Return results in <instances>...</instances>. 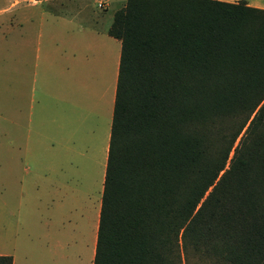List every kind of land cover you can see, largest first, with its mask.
Masks as SVG:
<instances>
[{
    "label": "trees",
    "instance_id": "1",
    "mask_svg": "<svg viewBox=\"0 0 264 264\" xmlns=\"http://www.w3.org/2000/svg\"><path fill=\"white\" fill-rule=\"evenodd\" d=\"M108 33L121 53L93 264H264V9L126 0Z\"/></svg>",
    "mask_w": 264,
    "mask_h": 264
},
{
    "label": "crops",
    "instance_id": "2",
    "mask_svg": "<svg viewBox=\"0 0 264 264\" xmlns=\"http://www.w3.org/2000/svg\"><path fill=\"white\" fill-rule=\"evenodd\" d=\"M86 1L30 0L63 8L22 11L23 28H6L13 66L0 153V255L12 264H93L121 53L108 29L126 1L110 0L118 2L110 11L103 3L101 15ZM28 220L37 223V253L21 250Z\"/></svg>",
    "mask_w": 264,
    "mask_h": 264
},
{
    "label": "rangeland",
    "instance_id": "3",
    "mask_svg": "<svg viewBox=\"0 0 264 264\" xmlns=\"http://www.w3.org/2000/svg\"><path fill=\"white\" fill-rule=\"evenodd\" d=\"M14 0H0V153L7 152V115L8 108L10 106L7 99V87L9 81L7 80L8 73L11 71V59L9 58V50L7 49V41H8V33L6 28H23L22 24V11H33L40 6H47L48 9L59 10L62 9L63 6L60 3H48L47 5H39L37 7L31 6L30 0H19L15 4H13ZM101 0H87L88 3L87 9H89L94 14H106L105 7H98L97 4ZM126 1V0H121ZM245 1V0H244ZM260 3L264 2V0H258ZM102 3L109 4V11L111 6L118 2L112 1H101ZM256 2V1H255ZM113 3V4H112ZM116 5V4H115ZM20 24H19V23ZM16 67V63H15ZM17 104V103H16ZM25 105L24 99L19 101V106L23 109ZM93 195H99V186L94 188ZM26 224L27 231L25 235L20 234L23 237L22 248L21 250L25 252H35L37 253L39 249V240L37 233L35 232V228L37 223L33 220H28Z\"/></svg>",
    "mask_w": 264,
    "mask_h": 264
},
{
    "label": "built area",
    "instance_id": "4",
    "mask_svg": "<svg viewBox=\"0 0 264 264\" xmlns=\"http://www.w3.org/2000/svg\"><path fill=\"white\" fill-rule=\"evenodd\" d=\"M103 6V3L100 1L98 2V7H102Z\"/></svg>",
    "mask_w": 264,
    "mask_h": 264
}]
</instances>
